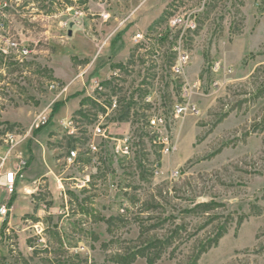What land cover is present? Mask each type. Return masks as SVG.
<instances>
[{
	"label": "rangeland",
	"instance_id": "1",
	"mask_svg": "<svg viewBox=\"0 0 264 264\" xmlns=\"http://www.w3.org/2000/svg\"><path fill=\"white\" fill-rule=\"evenodd\" d=\"M7 40L29 53L0 50V264H187L219 226L197 264H264V0H0Z\"/></svg>",
	"mask_w": 264,
	"mask_h": 264
},
{
	"label": "built area",
	"instance_id": "2",
	"mask_svg": "<svg viewBox=\"0 0 264 264\" xmlns=\"http://www.w3.org/2000/svg\"><path fill=\"white\" fill-rule=\"evenodd\" d=\"M71 1L74 3H78V1H80V0H71ZM97 4L100 6L99 12L94 13V12L90 11L88 13V12H85L84 10H81V9H73V15L72 16L74 18H81L86 13H88L92 16L97 15V16H100L104 19L109 18L110 14L107 11L104 4H101L99 1L97 2ZM183 20H184L183 17H180L178 15L173 16L170 19V25L174 26L177 24H181ZM185 24L187 27H191V28L194 27V23L192 21L187 20V21H185ZM142 37L143 36L141 33H136L134 35V40H139ZM9 48L16 51V53L21 55V56H26L29 53V50L26 46H21L17 42L9 41V40H7V47L6 48H0V50L2 51L3 54H8ZM184 62H186V54L184 52H179L178 57H177V62H176V64H174L172 66V71L174 73H177V74L180 73L182 70V66H183ZM112 74L116 75V72L114 71ZM194 86H195V84H194ZM96 87L99 90L103 88L99 83H97ZM109 104H110V109L114 110L117 107L116 97H112ZM106 109H108V108H106ZM186 110L196 111L197 109H196L195 105H185V104H176L174 107V111H175L176 115H180L182 113H185ZM69 124H70V122H69ZM165 125H166L165 118L159 113L153 115L150 119V126L155 129V132H157L161 135L162 144H163V151L165 153H168L174 149V146L172 144H170V142L168 140V137L165 133ZM94 135L105 137V129L101 126V123H98L95 126ZM11 140H12V138H11ZM88 146L92 152H95L98 150V145L94 140H91L89 142ZM114 152L117 153L118 155H128L130 152V146L126 142H122V143L118 142L114 146ZM70 154H71L70 158L73 159L76 156L75 155L76 151L71 150ZM25 162L26 161L24 159H20L19 163L16 166H14L12 169H9L3 173L2 185L5 187L6 192L10 195L13 194L17 190V181L21 180L23 177L22 169L25 165ZM7 211H8V208L5 205H3L0 209V214L6 215Z\"/></svg>",
	"mask_w": 264,
	"mask_h": 264
},
{
	"label": "trees",
	"instance_id": "3",
	"mask_svg": "<svg viewBox=\"0 0 264 264\" xmlns=\"http://www.w3.org/2000/svg\"><path fill=\"white\" fill-rule=\"evenodd\" d=\"M56 107L57 104L54 105V107L51 110V114L50 116L53 115V113L56 111ZM41 126V125H39ZM212 203H198L197 205H195L196 207H206L209 206ZM226 231V228H224L223 226H219L217 228V231L214 233V235L209 238L207 241H205L198 249V251H196V253H194L192 259L190 260V262H188L187 264H197V260L199 258V256L201 255V253H203L204 251H206L208 248H210L211 246L215 245V243L218 241V239L224 234V232ZM165 242L167 241V239L164 240ZM149 245H151V243L149 244L148 242L145 244L144 249L148 248ZM139 253V249H136L133 253V255H137ZM147 259L149 260V263H153L154 261H156L157 259H159L158 253L154 256H149L147 257Z\"/></svg>",
	"mask_w": 264,
	"mask_h": 264
},
{
	"label": "water",
	"instance_id": "4",
	"mask_svg": "<svg viewBox=\"0 0 264 264\" xmlns=\"http://www.w3.org/2000/svg\"><path fill=\"white\" fill-rule=\"evenodd\" d=\"M69 26L72 27V26H73V23L71 22V23L69 24ZM71 33H72V31H71V29H69V30H68V35H71Z\"/></svg>",
	"mask_w": 264,
	"mask_h": 264
},
{
	"label": "crops",
	"instance_id": "5",
	"mask_svg": "<svg viewBox=\"0 0 264 264\" xmlns=\"http://www.w3.org/2000/svg\"><path fill=\"white\" fill-rule=\"evenodd\" d=\"M20 181H21V180H18V181H17V187H18V185L21 183Z\"/></svg>",
	"mask_w": 264,
	"mask_h": 264
}]
</instances>
